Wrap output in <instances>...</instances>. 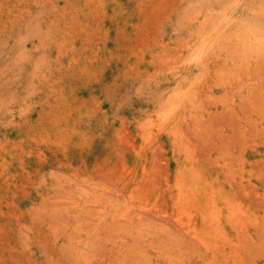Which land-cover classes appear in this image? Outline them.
<instances>
[{
	"label": "rangeland",
	"instance_id": "obj_1",
	"mask_svg": "<svg viewBox=\"0 0 264 264\" xmlns=\"http://www.w3.org/2000/svg\"><path fill=\"white\" fill-rule=\"evenodd\" d=\"M0 264H264V0H0Z\"/></svg>",
	"mask_w": 264,
	"mask_h": 264
},
{
	"label": "bare ground",
	"instance_id": "obj_2",
	"mask_svg": "<svg viewBox=\"0 0 264 264\" xmlns=\"http://www.w3.org/2000/svg\"><path fill=\"white\" fill-rule=\"evenodd\" d=\"M189 91V90H188ZM187 94V93H186Z\"/></svg>",
	"mask_w": 264,
	"mask_h": 264
}]
</instances>
